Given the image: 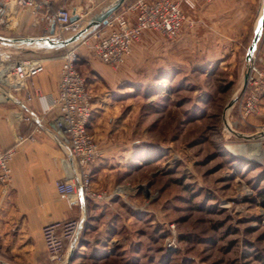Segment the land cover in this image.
I'll return each instance as SVG.
<instances>
[{
    "label": "rangeland",
    "instance_id": "1",
    "mask_svg": "<svg viewBox=\"0 0 264 264\" xmlns=\"http://www.w3.org/2000/svg\"><path fill=\"white\" fill-rule=\"evenodd\" d=\"M114 1L79 0L74 5L79 19L51 37L73 35ZM58 6L70 8L65 1L51 4ZM15 7L0 0L4 9L0 45L6 42V32L7 41L18 36L34 38L30 29L10 27L14 14L33 18L29 10L17 13ZM159 38L164 41L165 37L147 32L134 55L132 50L136 66L122 94L127 117L124 137L138 141L135 161L114 186L92 185L108 193L117 187L123 190L105 201L121 199L122 206L116 208L124 222L116 224V229L110 227L102 241L95 231H88L89 219L85 220L80 239L85 244L84 238L90 237L92 245L71 252L68 263L264 264V210L257 196L264 188V162L251 157L249 150L259 144L258 152L264 153V98L258 111L242 120L233 103L244 88L243 74L228 70L244 62L252 35L243 49L238 46L240 59L208 73L188 68L179 56L166 58L162 41L152 44ZM66 46L49 51L28 46L21 58L14 53L0 62L41 58L45 66L54 62L60 70Z\"/></svg>",
    "mask_w": 264,
    "mask_h": 264
},
{
    "label": "crops",
    "instance_id": "2",
    "mask_svg": "<svg viewBox=\"0 0 264 264\" xmlns=\"http://www.w3.org/2000/svg\"><path fill=\"white\" fill-rule=\"evenodd\" d=\"M47 1L51 4L65 1L72 12L79 9L74 6L79 0ZM262 5L263 0H196L193 9H183L186 19L181 34L176 39L165 37L164 41L160 38L153 40L152 44L156 46L162 41L166 58L179 56L188 68L198 67L208 73L216 66L227 68L224 67L228 66L225 62L230 64L232 60L240 59L242 52L236 55L238 46L243 49L248 36L251 34L253 39L256 30L261 27L254 49L264 59ZM15 9L17 13L28 12L21 7ZM10 25L17 31L30 29L34 32V38L18 36L15 42L11 40L13 38L7 41L9 37L6 32V42L0 45V59L5 56L11 58L14 53L21 58V51L27 50L28 46L43 47L46 51L54 49L42 46L44 41H26L50 37V22L43 18L42 12L31 20L14 14ZM139 45L138 42L134 45L133 55ZM133 55L122 66L110 68L84 54L77 66L86 78L91 94L92 112L88 131L102 152L99 160L90 167L92 185L97 188H110L117 184L129 164L135 161L132 157L138 141L124 137L127 117L122 109L125 104L122 94L127 90L124 84L131 79L136 66L132 61ZM231 68L234 74L239 71L244 74L247 68L246 53L244 62L228 66V70ZM59 79L58 66L54 62H47L45 70L34 78V82L49 99L56 95ZM57 112L58 108L54 107L43 114L36 99L26 102L19 91H10L9 96L5 97L0 95V147L14 149L9 163L12 171L9 193L4 195L0 190V264L4 261L10 264H47L42 238V226L46 223L85 213L86 220L89 219V226L86 224L88 231L91 234L95 231L100 235V240L105 241L110 234L109 228L116 229V224L124 222L123 213L116 208L119 204L122 206L120 198L111 202L89 198L84 203L76 199L70 206L66 198L58 193L55 183L70 174L72 162L65 147L48 131L49 119ZM23 115L30 116L31 121L23 120ZM38 119H41L40 131L34 129ZM84 240L87 243L82 244V238L75 243V250L92 245V238L86 237ZM104 245L105 242L102 243ZM96 247L93 245L92 249L98 250Z\"/></svg>",
    "mask_w": 264,
    "mask_h": 264
},
{
    "label": "built area",
    "instance_id": "3",
    "mask_svg": "<svg viewBox=\"0 0 264 264\" xmlns=\"http://www.w3.org/2000/svg\"><path fill=\"white\" fill-rule=\"evenodd\" d=\"M3 1L25 8L33 16L42 12L46 21L54 22V35L71 24L70 8H52L47 0ZM195 3L196 0H135L128 5H121L104 23L91 28L66 46L60 56L57 93L49 99L34 82V78L45 70L44 59L0 62V69L4 67L7 78L6 81L0 80L2 97L9 96L10 91H19L26 102L36 99L43 114L54 107L58 108V112L49 119L48 131L65 147L72 162L70 174L55 183L58 193L66 198L70 206L76 199H80L82 203L89 198L105 200L123 191L120 187L109 193L92 188L90 167L99 160L102 152L88 131L92 103L86 78L77 68L81 55L91 56L106 66L118 68L126 62L134 45L145 33L156 32L167 39H176L181 34L186 19L183 9H193ZM246 64V84L237 102L233 103L237 104L242 120L256 113L264 98V59L253 48ZM22 119L31 121L28 115H23ZM40 123L41 119L35 121L36 131H40ZM13 152V147H0V190L4 195H8L11 186L12 171L9 163ZM85 220V213H82L79 217L53 221L42 226L47 264H69L67 257L75 250V243L83 233ZM1 264L10 263L4 261Z\"/></svg>",
    "mask_w": 264,
    "mask_h": 264
},
{
    "label": "water",
    "instance_id": "4",
    "mask_svg": "<svg viewBox=\"0 0 264 264\" xmlns=\"http://www.w3.org/2000/svg\"><path fill=\"white\" fill-rule=\"evenodd\" d=\"M124 2V0H115L111 5H109L106 9H104L103 11L95 14L94 16H92L89 21L86 23V25L81 28L79 31H77L76 33H74L73 35L67 36L65 38H56V37H51L54 36V22L52 21L50 23V30H49V34L50 37H42L40 39H26V41L28 42H32V41H44V44L42 46L46 47V48H62L65 47L66 45L70 44L71 42L79 39L82 35H84L88 30H90L93 27L98 26L101 23H104L106 21V18L111 15L114 11H116ZM4 9L0 8V16L3 14ZM79 19V15L77 14V12L73 11L72 15L70 17V22L73 23L75 21H77ZM264 19V0H263V5H262V17H261V22H263ZM260 28L259 27L254 36L253 39L248 47L247 53H246V60H248L249 58V54L250 52L253 50L254 45L260 35ZM247 76H248V67L246 68L244 74H243V87L246 84V80H247ZM231 103H229L230 105Z\"/></svg>",
    "mask_w": 264,
    "mask_h": 264
},
{
    "label": "bare ground",
    "instance_id": "5",
    "mask_svg": "<svg viewBox=\"0 0 264 264\" xmlns=\"http://www.w3.org/2000/svg\"><path fill=\"white\" fill-rule=\"evenodd\" d=\"M6 71L5 69H2V73L0 75V80H3V81H6ZM259 144H254L250 147V152L252 153V156L251 157H254L256 159H260V161L264 162V153L259 150L258 152V146ZM249 148V147H248ZM264 148V147H263ZM257 151V152H256ZM251 155V154H250Z\"/></svg>",
    "mask_w": 264,
    "mask_h": 264
},
{
    "label": "trees",
    "instance_id": "6",
    "mask_svg": "<svg viewBox=\"0 0 264 264\" xmlns=\"http://www.w3.org/2000/svg\"><path fill=\"white\" fill-rule=\"evenodd\" d=\"M135 0H126V1H124L123 2V6H125V5H128V4H130V3H132V2H134ZM120 9V7L118 8V10ZM246 43H247V41H246ZM257 196H258V204L263 208V210H264V188H262V190H260L259 192H258V194H257Z\"/></svg>",
    "mask_w": 264,
    "mask_h": 264
}]
</instances>
